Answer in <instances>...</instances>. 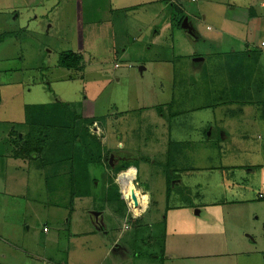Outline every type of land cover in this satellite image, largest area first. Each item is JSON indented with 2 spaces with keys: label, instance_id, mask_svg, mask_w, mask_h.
<instances>
[{
  "label": "rangeland",
  "instance_id": "rangeland-1",
  "mask_svg": "<svg viewBox=\"0 0 264 264\" xmlns=\"http://www.w3.org/2000/svg\"><path fill=\"white\" fill-rule=\"evenodd\" d=\"M150 1L135 0L111 17L109 0H0V248L8 242L2 252L10 264H264V0ZM74 2L76 15L69 10ZM173 3L183 4L197 38L178 24ZM69 51L80 55L72 69L60 61ZM233 51L231 63L243 78L222 68ZM195 54L205 61L195 62ZM51 108L61 112L57 125H72L85 136L84 143L73 142L81 162L73 170L70 163L46 164L36 153L25 160L14 154L21 148L14 139L28 137V120L39 127L34 133L45 129ZM90 119L101 128L115 126L109 144L84 130L93 132ZM169 147L184 148L180 170ZM115 155L137 165L138 183L131 167L123 187L132 206L139 210L146 199L140 192L151 195L142 230L117 214L133 207L118 196L116 173L103 163ZM229 170L255 185L247 209L244 203L223 208L218 228L228 242L205 226L183 238L214 241L212 256L177 249L171 259L155 258L164 247L159 251L150 232L162 234L164 244L157 222L169 207L189 206L207 224L204 203L233 201L225 182ZM240 209L246 211L240 219L229 212ZM93 212L104 213L99 223L108 226L110 239L94 228ZM116 238L125 246L114 247Z\"/></svg>",
  "mask_w": 264,
  "mask_h": 264
},
{
  "label": "crops",
  "instance_id": "crops-1",
  "mask_svg": "<svg viewBox=\"0 0 264 264\" xmlns=\"http://www.w3.org/2000/svg\"><path fill=\"white\" fill-rule=\"evenodd\" d=\"M192 1H198V0H192ZM134 2H135V0H109V5L111 7V12H112L111 13V17H113V14L115 12L126 11L127 6H134L135 4H137V3H134ZM147 2L151 3L150 0H144L143 3H147ZM177 5L182 9L181 12H182V17H183L182 18V22H183L184 18L186 17L185 11L182 8L183 4L179 3ZM73 7H74V10L76 11L77 9H79V4L74 2L69 7V10H72V13H75V11L73 10ZM180 13H179V15H180ZM248 14H249V19H251L252 16H253V12H249ZM75 15H76V13H75ZM117 17L118 16H116V18ZM116 18L110 19L111 22L113 20V21L117 22V24H118V21H116ZM188 20H189V18H188ZM247 23L250 26V22L247 21ZM111 24H113V23H111ZM118 28L121 30L120 26H118ZM193 31H194V34H195L193 37L197 38L199 34L195 30H193ZM232 32H237V30H232ZM251 32H248L247 35H250ZM117 33L119 34V36L122 37V35H125L126 32L122 31V32H117ZM243 37L246 38V35L243 36ZM261 45L264 46V41L261 42ZM249 49L250 48L247 47L244 50L247 53V56L249 54ZM78 52L80 53L81 51H78ZM236 54H237V51L231 52V55H230L231 59L228 58V61H226V63L223 62V67L222 68L225 71L235 72V75H237L236 71H238L239 74H240V77L243 78L244 75H246V74L244 72L239 71V70H234V69H236V66H234V64L231 63V60L236 57L235 56ZM195 56H197V54H195ZM197 57L198 58L194 59L195 62H203V61H205V58H203L201 56H197ZM117 66H118V64H117ZM141 68L143 69V67H141ZM239 68L241 70H243V66H240ZM2 100H3V96H2ZM170 105L172 106L173 102ZM167 107H169V106H167ZM110 122H111V119H110ZM99 123L100 122L96 121L94 124L90 125L91 127L95 126V128L93 130V133L97 134L98 137L100 136V138H103V141H101V144L102 143H105V145L109 144V137H110L111 133H113L112 128L114 129L115 126H113V124L109 123V125L106 128H104V127L101 128ZM54 136H56L55 138H57V137L58 138H62L64 136V134H63L62 131H57L54 134ZM120 145H122V143H120ZM174 148H173L174 150H172L171 147H169L168 149H169V153H171V155L174 156L173 157L174 159L172 160L173 161V166L179 169L180 162H181V159H182L181 156L183 154V149L184 148H181V147H174ZM36 156H37V154H35V157ZM127 159L131 160V158H127ZM127 159L120 158L119 160H114V158L109 156L106 161L108 163H110L111 167H108L104 162L103 163L108 168H112L115 171L116 176H117V183L120 184L119 191L121 193V196H123V198L126 199L127 202H129L132 199L128 198L126 196L127 194L123 193V187H124V184L126 182L125 181V179H126L125 175H128V174H125V171L128 170L131 167L135 168V170H136L135 173L136 174H135V178L132 180V182L134 184H137L138 183L137 182V176H138L137 166L134 163H132L126 169H122V170H120L118 172H116V169H115L116 166L124 163L125 161H127ZM246 167H247L246 165L234 166L235 169H244ZM236 171L229 170L227 172L228 173L227 176L222 174L223 176L226 177L225 182L227 183V186L229 187V189L231 191L229 197L231 198L230 200H233V201L227 200V202H224L223 200L211 199V200H208L206 203H204L203 207L209 211V215L211 216V219L207 220V224H204V219H199V218L194 217L193 214L190 212L191 209L189 208V206H172V207H169L166 210V214L164 216L163 222H157V226H161L162 228L160 227V230L164 231V234H165L164 244H161V239H163V235L162 234H155V232L152 229H151V232H150L151 237L154 238V243H156V244H158L160 246L159 247V251L161 250V247H164V252L161 253V254H157L155 256V258L156 257L161 258V255L163 254V256H164L163 258H165V256H166V258L171 259V257L172 258L174 257V253H176L177 249H183V250L195 249V250H197L194 253V255L188 254V255H191V256H200V255H205V254H207V256H212L213 253H215L216 249L218 248L217 247L215 249L216 243L214 241L197 240L195 242L196 244H191V242H192L191 238H187L186 237L185 240L183 238V236H184V234L186 232H199V230L204 229L205 226H208L210 229L213 230V232L215 231L216 233H219V234L223 235L225 241L228 242V238H227L226 234L224 232L220 233V229L218 228V226H220L219 222H222V225H224L223 224L224 218H223V216H221V214L223 213L222 212L223 208L226 207L228 204H231V203H234L235 206H238L239 203H244L243 204L244 208L247 209V206L251 205L252 202H253L251 199H249V193L251 192L252 188L255 185L254 182L251 184V181H246L247 178L246 179H242L241 177H239L238 176L239 171L238 172H236ZM180 182L181 181L178 180L177 183H180ZM140 193H141V197L146 195V199H144V198L142 199L141 207L139 208V210H136L135 209L136 207L131 205L133 208L129 209L128 211L126 210V212H125V211H120L119 210L117 212V214L122 218V220L124 221L126 226H128V227L135 226L137 228V230H142V228H139V225H138L139 221L142 220L143 216L146 213H148L147 211L150 210L149 209V199H150L151 195H149L148 191H146V190L143 191V192H140ZM201 194L204 195V193H201ZM71 195L73 196V198L78 196V195L75 194L74 190H72ZM204 196H206V195H204ZM107 197L108 198L110 197L109 194H108ZM260 198H264V194H260ZM114 202L116 203L115 200H114ZM75 203L76 202L74 201V204ZM229 212L232 213V216H235V217H236V215L239 216V219H240L241 215H245V213H246V211L241 210V209H240V211L230 210ZM200 213H201L200 210H196L195 214L199 215ZM103 215H104V213H102V216L98 215V217H96L95 214H94V216H93V218H94L93 222L95 224L94 228L96 229V231L100 230L101 232H105L107 234V236L109 237L108 226L106 227L104 225H101L100 223L97 224L96 220H95L96 218H104L105 216H103ZM131 217H133V220L131 219ZM91 220H92V218H91ZM122 220L118 219L117 221L115 220V222L118 223V221H122ZM116 223H115L114 226H117ZM183 226H184V231L182 229ZM45 228H48V227L47 226L44 227V232H50V229L48 231H46ZM236 228H237V226H236ZM79 234L80 233H74V232L72 233V235H74V236H77ZM81 234L92 236V235L95 234V232H91V231H87L86 232L85 231V232H82ZM176 236H178V239L176 240V242H173L172 239L175 238ZM145 238L147 239L148 237H145ZM109 239H110V237H109ZM4 243L7 244L8 242H4ZM4 243H2V246L0 248V256H2L4 261L1 260L0 264H10V261L12 259L11 258L10 259L7 258V254H4L2 252V250L4 248ZM116 243H119V244L115 245ZM112 244L114 245V247H117V248H122V246H125L120 238L113 239L112 240ZM8 247H9V251L11 252V254H13L14 256L18 255L13 250L14 246H12L10 244ZM152 248H155V247L153 246ZM10 252H8V254H10ZM169 254H171V255H169ZM152 256H154V255H152ZM163 258H161V259H163ZM163 264H165V263H163Z\"/></svg>",
  "mask_w": 264,
  "mask_h": 264
},
{
  "label": "trees",
  "instance_id": "trees-1",
  "mask_svg": "<svg viewBox=\"0 0 264 264\" xmlns=\"http://www.w3.org/2000/svg\"><path fill=\"white\" fill-rule=\"evenodd\" d=\"M171 11L176 15V20L178 21V24L180 25L182 22V9L175 3H173L171 5ZM181 12V13H180ZM180 13V15H179ZM174 17V16H173ZM79 55V54H78ZM80 55L77 56V54L73 51H69L67 53L62 54L61 56V64L68 68V69H72L75 68L77 65V60H79ZM1 100V99H0ZM30 106V105H28ZM51 111H48L49 114V123L51 124H45V129H40V131L38 132H33L34 130L39 129V127L36 129L35 126H32V123H30V121L28 120L29 124H30V130L27 133L28 137L26 138V135L22 134L23 137L22 139H17V137L14 139L13 143H15L17 146H21V148L16 149L15 151V156L16 157H20L25 159L31 158L33 159V153L37 154V158L42 160L44 163H49V165H53L55 167H59V166H63L66 163H70L71 164V169H74V166H77L76 163H81L79 162V160H76V155L73 154V147L74 144L73 142L77 141L79 138V141H82L83 138V143L84 141V134L80 135L77 134V132H75V128L72 127V125L68 126V124H58L56 121H60L62 120L59 113L61 112H52L55 108H51ZM77 114V113H76ZM79 115V114H77ZM80 116V115H79ZM65 119H68V117L66 116ZM26 121V120H25ZM95 121L94 119H90L89 120V125L93 124ZM27 123V122H26ZM53 123V124H52ZM88 131V134L90 136H92V138H94V140L99 141L98 139V135L90 132L89 128L87 129V127L84 128V130ZM57 131H62L64 136L62 138H55L56 136H54V134ZM36 133H39L38 135H35ZM24 141V145H22ZM60 146L61 148L58 149V146ZM62 145V146H61ZM87 148V147H85ZM83 148H81L82 150ZM94 155L93 153L84 159V163H82L83 165H87L88 163H85V160H92L94 159ZM100 158H102V156H100ZM108 167H111L110 163H108L107 161L104 162ZM133 162L129 159H127V161H125L124 163L118 165L115 167L116 172L122 170V169H126L127 167H129ZM136 165V164H135ZM137 166V165H136ZM70 172V170H69ZM68 172V174H69ZM170 180V179H169ZM170 183V182H169ZM72 186L77 188V185L75 183L74 185V179H72ZM75 192V190H74ZM117 193L118 196L120 197L121 193L119 192V188L117 187ZM164 251V248L162 249V253ZM163 254L161 255V258H163Z\"/></svg>",
  "mask_w": 264,
  "mask_h": 264
},
{
  "label": "water",
  "instance_id": "water-1",
  "mask_svg": "<svg viewBox=\"0 0 264 264\" xmlns=\"http://www.w3.org/2000/svg\"><path fill=\"white\" fill-rule=\"evenodd\" d=\"M182 23H183L182 25H183L186 29L189 30V34H191L192 36H194L195 34H194V31H193V27H192V25L188 22V17H185ZM112 158H113V156H112ZM126 196H127V195H126ZM132 198H133V200H134V202H135V205H138V204H139V201H138V199H137V196H136L135 194H132ZM93 214H95V216L98 217V215H100V212H93Z\"/></svg>",
  "mask_w": 264,
  "mask_h": 264
},
{
  "label": "flooded vegetation",
  "instance_id": "flooded-vegetation-1",
  "mask_svg": "<svg viewBox=\"0 0 264 264\" xmlns=\"http://www.w3.org/2000/svg\"><path fill=\"white\" fill-rule=\"evenodd\" d=\"M120 158H123V157L115 155L114 160H119ZM123 191L125 192L124 189H123ZM131 205H132V204H131ZM95 220H96V223H99L100 218H96Z\"/></svg>",
  "mask_w": 264,
  "mask_h": 264
},
{
  "label": "clouds",
  "instance_id": "clouds-1",
  "mask_svg": "<svg viewBox=\"0 0 264 264\" xmlns=\"http://www.w3.org/2000/svg\"><path fill=\"white\" fill-rule=\"evenodd\" d=\"M123 193H124V194H126L124 191H123ZM137 199H138V198H137ZM138 201H139V200H138ZM128 204H129V206H130V207H132V206H131V202H130V201L128 202ZM46 231H48V228H47V230H46Z\"/></svg>",
  "mask_w": 264,
  "mask_h": 264
},
{
  "label": "built area",
  "instance_id": "built-area-1",
  "mask_svg": "<svg viewBox=\"0 0 264 264\" xmlns=\"http://www.w3.org/2000/svg\"><path fill=\"white\" fill-rule=\"evenodd\" d=\"M45 230H47V228H45Z\"/></svg>",
  "mask_w": 264,
  "mask_h": 264
}]
</instances>
